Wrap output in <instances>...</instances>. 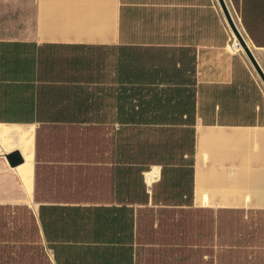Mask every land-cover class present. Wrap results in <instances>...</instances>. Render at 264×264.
Instances as JSON below:
<instances>
[{
  "label": "crops",
  "instance_id": "0c3cea01",
  "mask_svg": "<svg viewBox=\"0 0 264 264\" xmlns=\"http://www.w3.org/2000/svg\"><path fill=\"white\" fill-rule=\"evenodd\" d=\"M227 2L264 71V0ZM233 41L218 0H0V206L41 264H264V82ZM188 94L191 124L134 121Z\"/></svg>",
  "mask_w": 264,
  "mask_h": 264
},
{
  "label": "rangeland",
  "instance_id": "374dc122",
  "mask_svg": "<svg viewBox=\"0 0 264 264\" xmlns=\"http://www.w3.org/2000/svg\"><path fill=\"white\" fill-rule=\"evenodd\" d=\"M36 230L28 207L0 206V264H41L31 245Z\"/></svg>",
  "mask_w": 264,
  "mask_h": 264
},
{
  "label": "trees",
  "instance_id": "16d2710c",
  "mask_svg": "<svg viewBox=\"0 0 264 264\" xmlns=\"http://www.w3.org/2000/svg\"><path fill=\"white\" fill-rule=\"evenodd\" d=\"M164 96L154 95L149 100L148 105L142 110L135 111L134 121L137 123L138 121H142L143 118L145 121H149L150 123H158L159 121H173V117L176 114L177 120H182L183 124H191L194 121L195 115V99L193 95H182L177 96V105L173 104L175 96H165V104H162ZM121 113V112H120ZM124 117L126 112H122ZM185 115L187 118H185ZM181 116V118H180ZM130 119V117H129ZM124 120H126L124 118ZM183 143L182 149L184 154L189 153L190 155H194L195 153V132L194 129L184 128L183 129ZM184 162L186 160L184 159ZM190 164H194V158L190 159Z\"/></svg>",
  "mask_w": 264,
  "mask_h": 264
},
{
  "label": "water",
  "instance_id": "95a60500",
  "mask_svg": "<svg viewBox=\"0 0 264 264\" xmlns=\"http://www.w3.org/2000/svg\"><path fill=\"white\" fill-rule=\"evenodd\" d=\"M220 3V6L223 10L224 16L227 20L228 25L230 26L231 30L233 31L235 37L237 38V40L239 41L241 47L243 48V50L245 51V53L247 54V56L249 57V59L251 60L252 64L254 65L256 71L258 72L259 76L261 77V79L264 82V71L262 69V67L260 66L252 48L249 46L246 38L244 37L241 29L239 28L236 19L230 9V6L227 2V0H218ZM7 159L9 161V164L12 167H17L21 164H23L25 162V157L24 155L20 152V151H15L11 154H7Z\"/></svg>",
  "mask_w": 264,
  "mask_h": 264
},
{
  "label": "bare ground",
  "instance_id": "6f19581e",
  "mask_svg": "<svg viewBox=\"0 0 264 264\" xmlns=\"http://www.w3.org/2000/svg\"><path fill=\"white\" fill-rule=\"evenodd\" d=\"M233 36H234V41L232 42V46H233L234 48H237V49H241V50H242V47H241L239 41L237 40V38L235 37L234 33H233ZM148 176H149V178H151L152 174H149V173H148ZM147 178H148V177H147Z\"/></svg>",
  "mask_w": 264,
  "mask_h": 264
},
{
  "label": "built area",
  "instance_id": "2783aa9c",
  "mask_svg": "<svg viewBox=\"0 0 264 264\" xmlns=\"http://www.w3.org/2000/svg\"><path fill=\"white\" fill-rule=\"evenodd\" d=\"M242 49H243V48H242ZM145 176H148V175L146 174ZM152 178H154V177L152 176Z\"/></svg>",
  "mask_w": 264,
  "mask_h": 264
}]
</instances>
